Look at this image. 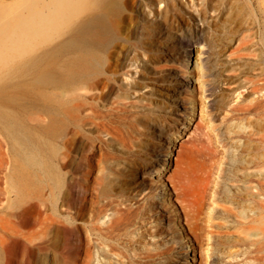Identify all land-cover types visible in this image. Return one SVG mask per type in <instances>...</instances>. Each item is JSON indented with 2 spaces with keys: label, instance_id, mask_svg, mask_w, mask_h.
I'll return each mask as SVG.
<instances>
[{
  "label": "rangeland",
  "instance_id": "1",
  "mask_svg": "<svg viewBox=\"0 0 264 264\" xmlns=\"http://www.w3.org/2000/svg\"><path fill=\"white\" fill-rule=\"evenodd\" d=\"M147 1L127 0L121 7V29L111 49L122 67L117 91L130 81L124 69L131 75L135 65L134 78L146 85L135 95L142 100H126L119 118L123 130H134L133 141L142 139L145 164L127 179L128 197L121 207L128 220L113 234L87 233L88 250L82 245L86 233L77 232L75 264H262L264 243L255 241H264V221L226 201L247 184L224 178L222 168L228 167L230 154L237 155V145L243 151L250 145L264 150V0H155L151 11ZM130 59L135 64L126 66ZM19 78L18 90L8 92L14 99L1 104L9 115L0 114V264L25 260L12 242L18 150L27 148L17 135L23 131L28 140L48 115L44 98L25 93L34 77L23 73ZM184 96L191 101L185 103ZM135 116L143 125L129 128ZM210 151L223 159L210 168L205 192L199 193ZM87 169L83 162L82 171ZM221 185L226 195L218 197ZM113 216L108 211L94 222L103 227ZM21 229L31 230L19 241L27 247L29 264H56L55 244L48 260L39 249L40 224Z\"/></svg>",
  "mask_w": 264,
  "mask_h": 264
},
{
  "label": "bare ground",
  "instance_id": "2",
  "mask_svg": "<svg viewBox=\"0 0 264 264\" xmlns=\"http://www.w3.org/2000/svg\"><path fill=\"white\" fill-rule=\"evenodd\" d=\"M154 1L146 2L149 11ZM125 5L127 0H20L15 6L0 4V114L9 115L1 104L14 99L8 92L18 90L23 73L34 77L25 93L44 98L42 109L48 113L46 123L37 125L28 140L23 131L17 135L27 148L18 150L12 242L15 252L22 253L24 264H29L30 256L19 241L21 234L31 232L21 229L29 223L40 224L39 249L46 260L55 244L56 264H75L77 232L86 233L82 245L88 250L91 238L87 233L113 234L128 220L121 204L128 197L127 179L145 164V149L141 138H131L134 130L121 128L119 118L127 110L126 100H142L141 94L135 95L146 85L134 78L138 72L135 65L131 75L128 69L123 71L130 76L125 88L116 89V74L122 67L111 56V49L121 29L117 14ZM45 45L49 48L40 50ZM134 64L130 59L126 66ZM183 100L191 101L188 96ZM139 106L147 108L146 104ZM136 123L143 125L135 116L127 126L135 128ZM101 132L110 139L101 138ZM242 146H235L237 155L227 157L228 167L222 168V176L247 185L232 192L226 201L241 213L244 209L254 212L263 222L264 150L250 145L243 151ZM221 158L208 153V170L201 171L197 183L199 193L205 192L207 174ZM83 162L88 167L85 171ZM224 188L219 187L218 197L226 195ZM108 211L114 214L108 223L103 227L95 224L94 220L107 216Z\"/></svg>",
  "mask_w": 264,
  "mask_h": 264
}]
</instances>
